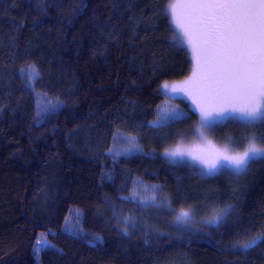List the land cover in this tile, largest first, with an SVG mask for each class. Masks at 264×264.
<instances>
[{
    "label": "trees",
    "instance_id": "16d2710c",
    "mask_svg": "<svg viewBox=\"0 0 264 264\" xmlns=\"http://www.w3.org/2000/svg\"><path fill=\"white\" fill-rule=\"evenodd\" d=\"M38 2L0 0V264H264V244L247 254L229 247L239 226L255 232L264 224V160L240 177L170 163L164 149L198 134L199 118L184 101L167 103L190 119L148 127L167 100L159 84L184 79L191 67L172 46L168 20L156 18L164 0H46V14ZM33 62L43 77L37 91L66 105L41 124L17 75ZM117 127L139 139L142 153L115 161L107 154ZM212 134L239 146L246 129L229 122ZM134 180L143 181L138 196L167 197L173 209L207 199L235 210L219 229L189 226L211 233L194 235L166 207L142 210L131 199ZM152 185L162 191L145 187ZM125 215L163 235L148 244L143 231L122 235L117 216ZM41 233L55 247L36 254Z\"/></svg>",
    "mask_w": 264,
    "mask_h": 264
},
{
    "label": "snow or ice",
    "instance_id": "6c2138e0",
    "mask_svg": "<svg viewBox=\"0 0 264 264\" xmlns=\"http://www.w3.org/2000/svg\"><path fill=\"white\" fill-rule=\"evenodd\" d=\"M36 9L46 14V0H39ZM155 14L156 18L163 16L168 20L169 27L173 29L172 46L184 51L191 65L184 79L174 82L163 80L157 89L158 94L171 99L186 97L191 100L194 114L199 118L201 141L192 147L178 142L164 149V158L170 163H190L192 167H198L204 177L223 172L237 177L247 174L253 163L264 160V0H164L155 5ZM107 35L112 38L113 32ZM17 75L35 101L36 124L56 115L61 107L66 106L59 97H49L37 91V84L43 77L34 62L20 66ZM190 118V113L168 104L166 100L164 106H157L156 118L149 122L148 127L162 129ZM229 122L244 125L246 134L239 146L234 138L229 137L224 147H217L205 132ZM142 151L136 136L127 135L118 127L114 129L112 147L107 153L114 161L121 155L130 156ZM138 183L143 185V181H133L131 199L136 200L142 210L166 207L174 214L177 228L194 235L211 236V233L200 230L193 232L189 227L197 221L198 214L203 217L202 228L219 229L235 210L231 203L221 205L206 199L200 204L181 206L179 211H174L172 201L167 197L152 195L145 199L138 196L135 189ZM145 187H151L153 192L162 191L155 185ZM112 207L116 216L115 206ZM117 223L124 225L121 234L128 238L143 231L145 244H148L149 236L163 235L132 216H117ZM68 224L66 218L65 225ZM239 227L229 245L233 252L247 254L264 244V224L257 225L255 232L248 226ZM54 247L41 233L35 240L33 251L39 254Z\"/></svg>",
    "mask_w": 264,
    "mask_h": 264
},
{
    "label": "rangeland",
    "instance_id": "374dc122",
    "mask_svg": "<svg viewBox=\"0 0 264 264\" xmlns=\"http://www.w3.org/2000/svg\"><path fill=\"white\" fill-rule=\"evenodd\" d=\"M165 98H166V97H165ZM166 99H167V101H169V102H171V101H172V102H173V101H184V102L188 103L189 106H190V108H191V110L195 112L194 107H193V105H192V103H191V100L188 99V98H186V97H184V98H176V99H171V98H166ZM171 105H172V103H171ZM172 106L176 107L175 105H172ZM176 108H177V107H176ZM215 129H218V127L215 128ZM212 132H213V130H207V131L205 132V134L208 136V139L211 140L214 144H216L217 147H220V148L224 147L225 143H221V142L215 140V138L213 137ZM200 143H201V141H200V138H199V134H197V135H195V138H194L193 140L188 141V142H185V143H183V144H184L185 146H187V147H192V146L197 145V144H200ZM172 147H173V146H172ZM163 153H164V152L161 153L162 156H163ZM163 157H164V156H163ZM174 164H176V163H174ZM186 164L191 165L190 163H186ZM197 168H198V167H197ZM173 210H174V211H179V209H173ZM172 216H173V220H174V223H175V216H174V214H172ZM202 218H203L202 215H199V214H198L197 221L194 223V225H195L196 227L201 226V219H202ZM191 226H193V224H191L190 227H191Z\"/></svg>",
    "mask_w": 264,
    "mask_h": 264
}]
</instances>
